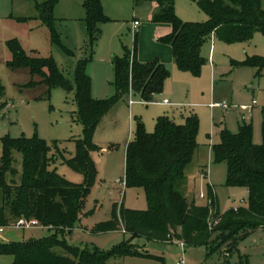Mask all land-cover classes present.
I'll return each instance as SVG.
<instances>
[{
	"label": "rangeland",
	"instance_id": "obj_1",
	"mask_svg": "<svg viewBox=\"0 0 264 264\" xmlns=\"http://www.w3.org/2000/svg\"><path fill=\"white\" fill-rule=\"evenodd\" d=\"M44 1L47 0H0V85L6 104L0 112V139L36 137L48 145L56 143L67 159L74 154L75 141L83 139L75 89L66 92L53 88L48 94L43 85L28 87L31 78L28 70L12 71L8 67L11 60L8 43L16 41L26 54L52 59L70 81L77 63L91 56L85 69L91 80V96L107 100L115 96L112 59L123 58L126 52L135 50L138 62L155 60L153 46L165 47L160 40L171 33V27L153 22L157 11L155 1L100 0L109 21L100 26L99 38L90 50L82 22L86 0H57L52 16L58 45L52 42L49 29L37 19V4ZM260 5L264 10V0H260ZM174 11L185 23H204L208 19L193 0H175ZM133 21L139 23L136 31ZM200 53L205 63L198 76L181 72L174 66L162 96L154 103L136 102L132 97L136 101L130 105L129 97H125L102 118L93 135L98 149L91 155L96 180L84 204L87 215H81L69 233L58 234L68 247L108 253L127 241L129 235L123 234L121 228L106 233L93 230L112 219L114 208L117 212L120 208L147 209L143 189L126 188L124 180L126 147L133 139L138 121L147 133H153L159 117L183 124L188 115H195L199 121L198 149L178 189L188 202L208 207L211 213L222 215L248 207L247 189L226 185L227 166L213 161L211 146L219 142L221 130L236 134L243 123L251 125L253 144H262L264 70L258 73L243 63L252 57L264 58V35L255 33L247 42L240 43H225L212 36ZM163 99L177 104L171 108L162 106ZM223 102L227 105L224 112L219 106ZM14 157V167L20 171L21 155L14 153ZM50 168L70 183L84 182L83 175L71 170L59 155ZM15 223L11 220L9 226L1 227L0 242H27L48 238L54 233L40 225L16 228ZM214 237L215 234L212 241ZM131 245L138 256L114 255L107 263L177 264L183 260L185 264H264V229L241 238L228 254L224 252L225 246L213 252L205 246H185L182 250L176 241L156 243L144 238H134ZM55 251L65 255L63 249ZM13 261L10 255H0V264H13Z\"/></svg>",
	"mask_w": 264,
	"mask_h": 264
},
{
	"label": "trees",
	"instance_id": "obj_2",
	"mask_svg": "<svg viewBox=\"0 0 264 264\" xmlns=\"http://www.w3.org/2000/svg\"><path fill=\"white\" fill-rule=\"evenodd\" d=\"M148 1L157 4L153 22L171 27V33L160 41L170 46L177 69L193 76L199 75L205 63L200 51L212 36L225 43H240L247 42L255 33L264 35L260 0H193L208 17L204 23L179 20L174 11L175 0ZM56 3L57 0L44 1L36 10L37 19L49 29L52 42L58 44L52 16ZM83 9L87 46L93 50L100 26L109 20L100 0H86ZM8 48L9 69L28 70V87L43 85L48 94L53 88L66 92L75 89L83 139L75 141L74 154L67 159L56 143L48 145L36 137L0 139V228L9 226L11 220L24 219L35 220L54 232L39 240L0 242V255L12 256L13 264H108L114 255L138 256L131 245L134 238L156 243L176 240L186 247L205 246L211 252L225 246L224 252L228 254L241 238L264 229V130L261 145L253 144L251 125L243 124L236 134L220 131L219 142L211 146L213 161L227 166L226 185L244 187L249 193L247 208L219 215L211 213L208 207L189 203L178 189L198 148V118L189 115L183 124H176L168 117H159L153 133H147L138 121L126 147L125 186L143 189L147 209L120 208L117 212L114 208L112 219L93 230L106 233L121 228L129 239L105 254L96 249L68 247L58 234L69 233L79 217L87 215L84 204L96 180L91 154L98 151L93 142L97 126L112 106L130 93L140 102H154V97L162 93L169 72L157 59L140 63L135 50L126 52L123 58L112 59L115 96L96 100L91 96V80L85 73L91 56L77 63L70 81L52 59L28 55L16 41H10ZM243 64L258 73L264 70L261 57L248 58ZM3 94L0 85V112L6 105ZM14 153L21 155L20 171L14 167ZM57 155L71 170L83 175L82 184L70 183L50 168ZM56 249H63L65 255H58Z\"/></svg>",
	"mask_w": 264,
	"mask_h": 264
},
{
	"label": "crops",
	"instance_id": "obj_3",
	"mask_svg": "<svg viewBox=\"0 0 264 264\" xmlns=\"http://www.w3.org/2000/svg\"><path fill=\"white\" fill-rule=\"evenodd\" d=\"M43 3V2H42ZM41 4V3H40ZM39 4H37V6H38ZM156 9H157V5H156ZM134 22H137V21H133V23ZM133 23H132V27H133ZM139 27V26H138ZM137 27V28H138ZM137 30V29H136ZM165 45V47H163V45H160V44H155L153 47L155 48V53H154V56H155V59H157L162 65H164L165 67H166V69L168 70V72H172L173 71V69H174V66L176 67V65L174 64V60H173V57H172V52H171V48H170V46L169 45H167V44H164ZM163 48H165V49H163ZM166 82V81H165ZM165 82H164V87H163V90L165 89ZM162 94H163V91H162V93L160 94V95H158V96H155L154 97V102L156 101V99L158 98V97H161L162 96ZM170 96L171 97H173V95L172 94H170ZM129 97V96H128ZM132 97H134V96H132ZM137 100H138V98L137 97H135ZM132 100H133V98H132ZM163 100H168V102H169V104L170 105H164V104H162V102H161V105L162 106H165V107H174V104H177V103H171L170 101H169V99H163ZM162 100V101H163ZM134 102L136 101V100H133ZM136 102H139V101H136ZM154 102H152V103H154ZM141 103H143V102H141ZM224 103V102H223ZM222 103V104H223ZM147 104V103H146ZM160 104V103H159ZM221 104V105H222ZM133 105V104H132ZM221 105H219V106H221ZM251 106H249V108H250ZM222 108V107H221ZM223 109V108H222ZM225 111V109H223V112ZM189 116V115H188ZM100 124V123H99ZM244 124V123H243ZM243 124H241L240 126H242ZM239 126V127H240ZM98 127V126H97ZM222 131V130H221ZM198 149V148H197ZM92 155V154H91ZM195 155V154H194ZM189 203H193V202H189ZM123 232V231H122ZM123 234H124V232H123Z\"/></svg>",
	"mask_w": 264,
	"mask_h": 264
},
{
	"label": "built area",
	"instance_id": "obj_4",
	"mask_svg": "<svg viewBox=\"0 0 264 264\" xmlns=\"http://www.w3.org/2000/svg\"><path fill=\"white\" fill-rule=\"evenodd\" d=\"M139 26V23L138 22H134L133 23V30L136 31L137 27ZM132 93L129 94V104L132 105L134 104L135 102L132 100ZM162 104L164 105H170L168 100H163L162 101ZM221 107L223 109H227V105L225 103H223L221 105ZM202 197V196H201ZM16 228H22V229H29V228H32V227H37L39 226V224L37 223V221L35 220H30V221H27V220H24V219H20L18 220L15 225H14ZM2 232V229L0 228V233ZM176 240H171L170 242L168 243H171V242H174ZM180 244L181 246V249L184 250L185 249V245L184 243L180 242V241H176ZM177 264H185L184 261H180V263H177Z\"/></svg>",
	"mask_w": 264,
	"mask_h": 264
}]
</instances>
